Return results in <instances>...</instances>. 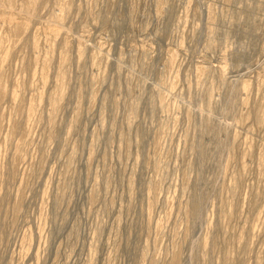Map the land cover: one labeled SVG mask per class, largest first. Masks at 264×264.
I'll return each mask as SVG.
<instances>
[{"label": "rangeland", "instance_id": "rangeland-1", "mask_svg": "<svg viewBox=\"0 0 264 264\" xmlns=\"http://www.w3.org/2000/svg\"><path fill=\"white\" fill-rule=\"evenodd\" d=\"M0 264H264V0H0Z\"/></svg>", "mask_w": 264, "mask_h": 264}]
</instances>
